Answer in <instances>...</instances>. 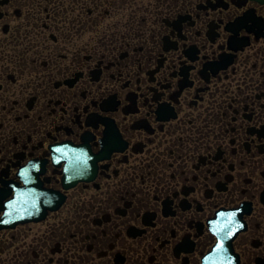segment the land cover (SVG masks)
<instances>
[{"label":"flooded vegetation","instance_id":"af4514ba","mask_svg":"<svg viewBox=\"0 0 264 264\" xmlns=\"http://www.w3.org/2000/svg\"><path fill=\"white\" fill-rule=\"evenodd\" d=\"M0 264H264V0H0Z\"/></svg>","mask_w":264,"mask_h":264},{"label":"water","instance_id":"95a60500","mask_svg":"<svg viewBox=\"0 0 264 264\" xmlns=\"http://www.w3.org/2000/svg\"><path fill=\"white\" fill-rule=\"evenodd\" d=\"M218 247H216L215 249H217Z\"/></svg>","mask_w":264,"mask_h":264}]
</instances>
